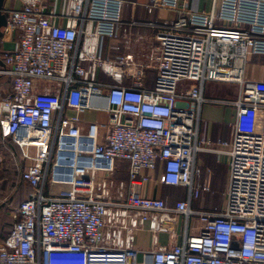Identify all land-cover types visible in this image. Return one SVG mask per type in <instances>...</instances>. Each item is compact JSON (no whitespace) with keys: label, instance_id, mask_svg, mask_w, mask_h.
I'll return each instance as SVG.
<instances>
[{"label":"built area","instance_id":"obj_1","mask_svg":"<svg viewBox=\"0 0 264 264\" xmlns=\"http://www.w3.org/2000/svg\"><path fill=\"white\" fill-rule=\"evenodd\" d=\"M7 1L20 8L5 9V33L19 40L0 68V132L21 150L31 192L0 264H264V80L247 78L264 56V0H147V14L165 15L148 24L153 38L124 19L135 2ZM208 82L239 87L222 102L236 112L229 141L207 135ZM202 154L227 161L220 210L206 208ZM159 187L186 197L171 205L151 195ZM144 231L148 251L136 248Z\"/></svg>","mask_w":264,"mask_h":264},{"label":"crops","instance_id":"obj_2","mask_svg":"<svg viewBox=\"0 0 264 264\" xmlns=\"http://www.w3.org/2000/svg\"><path fill=\"white\" fill-rule=\"evenodd\" d=\"M127 1L135 2L139 5L137 7H134L131 4L127 5L125 8L124 19L126 21L130 20L131 18L136 19L138 22L141 23V25L133 28L134 33H146L149 37L153 38L158 29L150 27L148 24L157 22L162 23L163 19H161V17L164 18L165 15L160 14L158 12H155L152 15L147 14L145 9L143 8V4H145L147 0ZM9 7L20 8V5L18 3H10L7 1L4 9ZM166 16L169 18L173 17L170 13H168ZM5 29L6 27L3 29L4 36L0 43V57L2 61L5 53L10 52L19 40L18 34H14L11 37H7ZM108 57H111V55L108 54ZM101 78L102 80H106V78L102 75ZM155 78V71H149L147 73L146 86L148 88L154 87ZM247 78L264 80V56H256L252 58L247 69ZM9 83V79H6L4 85ZM192 86H197V84L193 83ZM238 94L239 87L236 84L214 82H208L205 84L204 96L208 100V102L202 107L201 118L203 120V123L206 124L207 135L212 141H216L218 139L229 141L232 139L233 125L235 123L236 112L231 104L223 105L222 102L233 103L238 99ZM95 116L96 115L88 114L85 116V119L90 118L89 120H92L95 118ZM123 165L126 168L123 174L119 177L127 178L128 165L126 163H122L121 168ZM198 165L202 169L212 170L213 185L215 183L216 174L220 166L222 167L224 165L228 168L227 161L223 163H218L216 156L208 154L200 155ZM3 170V166L0 163V196L3 198L2 204L0 206V243L4 242V240L9 235L10 229L13 225V211L19 206V204L24 198L20 196L12 197L14 194L15 187L11 183L10 185L7 184L6 173H4ZM151 195L167 199L169 204L171 205L174 204L176 200L184 199L186 197V193L184 191L182 197L176 198V195L178 196V190L168 189L165 187L157 188L151 193ZM159 240L162 245H168L170 243L169 237L167 235H160ZM181 241L182 238H179L176 242L178 243ZM136 248L140 251L151 250L152 236L148 231L138 233L136 239Z\"/></svg>","mask_w":264,"mask_h":264},{"label":"trees","instance_id":"obj_3","mask_svg":"<svg viewBox=\"0 0 264 264\" xmlns=\"http://www.w3.org/2000/svg\"><path fill=\"white\" fill-rule=\"evenodd\" d=\"M0 59H1V57H0ZM9 89H10L9 84H5V85L1 84L0 85V92H5ZM11 144H14L11 140L8 141V145L3 142L1 132H0V150L3 151V162L1 163V165L3 166L4 173H6L7 184L10 185V183H11L15 187L14 194L12 197H15V196L24 197L23 200L21 201V203H22L23 201L28 199L29 194L31 192V187L25 181L22 180V173L24 171V168H22L18 164V162L21 163V160L18 161L17 158L15 157L16 154H14V151L11 147ZM14 146H16V145L14 144ZM19 152H20V155H17V156L19 157L18 159H21L22 158V152L20 149H19ZM122 168H123V172H124L126 167L123 165ZM123 172L120 175H122ZM120 175H118V176H120ZM213 186L214 185L212 183V189H213ZM0 199L2 200L3 198L0 196ZM13 225H14V221H13ZM13 225H12L10 231L12 230Z\"/></svg>","mask_w":264,"mask_h":264},{"label":"rangeland","instance_id":"obj_4","mask_svg":"<svg viewBox=\"0 0 264 264\" xmlns=\"http://www.w3.org/2000/svg\"><path fill=\"white\" fill-rule=\"evenodd\" d=\"M144 53H140L138 55L139 58L143 59L144 58ZM146 56V55H145ZM7 79V78H6ZM5 80V77L2 79ZM106 82H110V80L106 79L103 80ZM2 92H0V96ZM106 116H101L100 117V122L101 123H106ZM103 139V132H101V137L100 140L102 141ZM8 145V141L6 143ZM11 147L14 151V154H16L17 160H21V163L18 162V164L25 169L26 167V161H24L22 158L18 159L19 157L17 155H20L19 149L14 146V144H11ZM227 178H228V168L226 166H220L219 170L217 171L216 178H215V183L212 189V192L207 196V202H206V208L207 210H220L221 208L224 207L225 205V191H226V184H227ZM184 193V190H178V196L177 197H182V194ZM195 208H198V203L195 201Z\"/></svg>","mask_w":264,"mask_h":264},{"label":"water","instance_id":"obj_5","mask_svg":"<svg viewBox=\"0 0 264 264\" xmlns=\"http://www.w3.org/2000/svg\"><path fill=\"white\" fill-rule=\"evenodd\" d=\"M7 3V0H0V43L3 39V36H4V32H3V29L5 27H7V16L5 14V5ZM0 68L2 69H5L6 66L4 64V62L0 59ZM4 77H0V85L1 84H4V82L6 81V77H5V80H2Z\"/></svg>","mask_w":264,"mask_h":264}]
</instances>
